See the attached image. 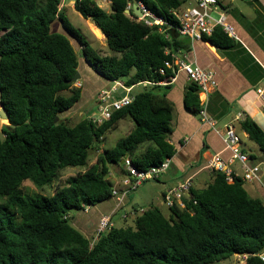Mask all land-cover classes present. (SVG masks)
Listing matches in <instances>:
<instances>
[{
  "label": "trees",
  "instance_id": "16d2710c",
  "mask_svg": "<svg viewBox=\"0 0 264 264\" xmlns=\"http://www.w3.org/2000/svg\"><path fill=\"white\" fill-rule=\"evenodd\" d=\"M109 1L107 12L96 0H74L75 10L106 36L109 53L102 54L81 38L61 8L63 0H0V104L9 115L0 132V264H213L245 254V264H264L258 257L264 251V201L251 197L242 179L230 183L221 172L213 171L204 189L192 188L185 208L169 209V217L151 206L136 216L134 228L114 227L96 239L73 225L71 213L82 212L83 204L112 199L111 166L128 159L148 170L175 154L174 105L157 89H170L159 84L172 75L165 62L189 49L174 15L187 0ZM135 2L172 29L161 33L159 26L127 15ZM56 21L79 41L81 57L99 76L129 88L150 84L110 119L98 123L87 117L69 125L60 115L82 98V87L70 84L80 57L67 35L52 32ZM205 40L220 49L235 43L221 27ZM184 103L199 114L196 84L191 82ZM126 118L134 122L130 133L114 147L101 148ZM240 127L264 153V128L249 117ZM93 151L99 154L89 165ZM70 167L86 170L51 196L25 193L24 182L44 188Z\"/></svg>",
  "mask_w": 264,
  "mask_h": 264
},
{
  "label": "crops",
  "instance_id": "0c3cea01",
  "mask_svg": "<svg viewBox=\"0 0 264 264\" xmlns=\"http://www.w3.org/2000/svg\"><path fill=\"white\" fill-rule=\"evenodd\" d=\"M188 5L189 3L187 2L182 9L188 7ZM61 8L65 9L64 6ZM217 8L218 10H215L212 16L217 19L220 10L226 13L227 19L234 27L237 36L234 39V45L227 49H220L212 45L208 40L193 42L189 39L181 38L189 42V49L178 51L174 54L173 58L186 57L187 60L195 63L201 69L212 71L215 74L217 88L213 89L206 96L200 97L199 95V97L200 102H204L207 114L217 121L219 133L208 126H204L200 122L199 114H193L186 109L184 97L191 82L184 73H178L175 81L170 84H161L162 87L170 85V89L160 88L157 90L160 94H167V98L174 105L171 124L173 132L170 136V143L175 148V154L171 158L169 168L152 185L155 192L149 199L145 194L138 193L137 189L136 196H133L134 200L131 199L133 193L125 196L121 195L120 200L112 197L117 202L114 209L101 212L95 211L92 217L80 221L73 220V225L87 238H96L98 221L103 215L110 216L113 221V216L117 214L119 209L125 206L128 209L127 211H129L126 214L134 218L141 214L140 204L144 203H151L149 207L157 206L163 212L162 208L167 207L163 200L164 193L169 188L176 187L187 179L192 178L193 189H204L213 179V171L208 168L211 158L219 154L227 161L231 156L230 151L226 149L223 134L225 126L236 121L238 114H244L245 118L249 117L253 119L264 128V112L256 92L259 87L264 85V0H218ZM58 23L61 25L60 22ZM54 25L55 23L52 26ZM54 28L57 29L52 32L66 35L62 25L61 27L55 25ZM93 28L92 34L97 35L95 30H98L102 34L95 25ZM102 36H104L107 45L106 36L103 34ZM80 47L82 50L81 45ZM93 47L95 48V46ZM82 59L86 66L90 68V72L95 74L96 72L87 64L86 60ZM79 73L82 78L80 66ZM103 80L111 83L113 86V82L105 78ZM79 83L80 87H82L80 102L88 93H90L91 97L95 96L97 98L98 93L105 86L99 85L91 94V91L85 92L87 89L84 84L80 81ZM132 89L130 93H127L128 95H133ZM122 94H126V92L120 91L117 97H120ZM241 122L237 121L233 124L237 134L242 139L243 151L250 157L253 164L262 166L260 179L253 182H244V188L251 197L264 201V153L255 143L248 139L247 134L240 127ZM123 165L121 164L120 167L113 165V168L111 167V171L114 170L116 172V175H114L116 177L114 188L119 191L123 188L121 180L124 176L122 173L126 170ZM229 167L239 177L242 176L243 172L240 163L235 162ZM94 207L92 206L91 208Z\"/></svg>",
  "mask_w": 264,
  "mask_h": 264
},
{
  "label": "built area",
  "instance_id": "2783aa9c",
  "mask_svg": "<svg viewBox=\"0 0 264 264\" xmlns=\"http://www.w3.org/2000/svg\"><path fill=\"white\" fill-rule=\"evenodd\" d=\"M187 2L189 3L188 7L174 12V15L179 21L177 31L181 37L187 38L193 42H200L204 41L205 38L212 36L216 27H221L223 32L230 38H237L235 29L229 23L227 15L224 11L220 10V14L217 19L212 16V13L215 10H218V0H187ZM134 4H137V6L143 12V17L141 18L135 15L138 21H143L150 27L154 25L159 26V31L161 33H166L167 30L172 29L170 26L167 27V29H164L163 26L165 25V21L162 18L155 16L143 4V2L130 3L128 9L132 10ZM165 67L171 70L172 75L159 84H170L175 81L178 73H184L190 82L197 85L199 88L200 97L206 96L213 89L217 88L215 74L212 71L201 69L195 63L187 60L186 57H175L172 61L165 62ZM160 72L162 75L165 74L164 69H161ZM148 84L150 83H141L142 86H147ZM131 88L126 87L123 81H115L109 90H101L96 98L99 106V118L95 121L101 123L102 121L108 120L111 118L114 111H118L130 105L133 101V95H128L127 93H130ZM120 91H125V96L115 97V94L117 95ZM256 92L264 112V85L259 87ZM201 106L202 108L199 112L200 122L204 126H208L219 133L217 129V121L207 114L203 101H201ZM236 118L237 119L234 122L243 121L245 116L244 114L240 113ZM233 123L227 124L225 126V131L223 134L226 149H228L231 153L230 158L226 161L221 155L216 154L211 158L208 168L211 171L223 173L226 176L227 181L231 183L233 182L234 177L239 176L235 174L234 170L229 166L235 162H238L240 163L243 172L242 176L239 178L242 179L243 182H253L259 180L262 166L259 164H253L250 157L243 151L242 139L237 134ZM170 162L171 158H167L161 165L157 167H151L148 170H139L132 165L130 160L125 159L124 167L126 169L125 171L127 172V175L121 180L123 188L121 191L113 188V197L120 200L121 195H128L149 181L159 180L169 168ZM192 186L193 180L190 178L179 183L176 187L169 188L163 195L165 205L169 209L173 207L184 209L185 199L190 197ZM82 206V212L84 213L89 212L91 209V206L88 204H83ZM142 212L140 211V213ZM127 217L128 214H125L123 219H127ZM112 228H114V223L111 217L103 215L98 221L96 238L103 233H107ZM238 256L243 258L244 262H246L248 258L247 254ZM258 257L264 263V251L259 253Z\"/></svg>",
  "mask_w": 264,
  "mask_h": 264
},
{
  "label": "rangeland",
  "instance_id": "374dc122",
  "mask_svg": "<svg viewBox=\"0 0 264 264\" xmlns=\"http://www.w3.org/2000/svg\"><path fill=\"white\" fill-rule=\"evenodd\" d=\"M98 4L107 12L111 11L110 8V2L109 0H96ZM74 0H64L62 3L61 7H65V12L68 18L70 19L71 23L79 30L81 38L84 39V41H87L90 43L92 46H95L97 50H99L102 54H108V48L106 45V40L102 34L99 33L98 30H95V33L98 35L95 36V34H92L91 31H94V24L90 19H85L84 17L81 16L80 13H78L74 6H73ZM59 21L55 22V25H58L61 27V25L58 23ZM52 26V31H56L55 27ZM66 35L70 38L73 46L75 47L76 51L79 54V57H81L80 52H81V47L79 44V41L76 40L75 38L69 36L67 33ZM95 37H94V36ZM100 35V36H99ZM94 38V39H93ZM96 38V39H95ZM94 40V41H93ZM79 66L82 74V78H80V82L85 85V92H90L92 94V91L97 88L99 85H105L104 89L109 90L112 86L111 83L106 82L103 80L101 76H98V74H94L90 72V68L86 66L82 58H79ZM91 73V74H89ZM79 81L75 84L77 87H79ZM103 89V90H104ZM145 89L144 86L142 85H137L134 86L132 89V94L136 95L140 92H142ZM115 97L117 95L115 94ZM93 117L94 120H98L99 118V106L96 100V97H91L90 93L86 94L83 100L78 102L73 108H71L69 111L63 113L60 115V118L63 120H67L69 125L74 126L77 123H79L82 119L87 118V117ZM9 123V122H8ZM7 121L2 120L0 117V132L1 128L4 125H8ZM134 127V122L130 118L123 119L119 122L118 128L110 133L107 134L106 139L104 143L102 144L101 148H112L116 145V143L127 136L132 128ZM99 152L93 151L91 152L90 158H89V165L93 164L96 160L97 155ZM113 168V166H111ZM86 170V168H67L63 171L60 172L59 177L52 183L50 186H46L44 188H38L35 186L32 182L26 181L23 183V188L26 194L28 195H33L35 193H40L46 196H51L54 194L55 190L57 189L58 186H62L66 179L72 176H76L79 173H83ZM116 172L113 170L111 171L110 174V180L115 183L116 177ZM156 181H149L145 184H143L140 188H138V193H143L148 197V199L151 197V195H154V188H152V185ZM133 191L130 194L131 199H133V196L135 197L137 192ZM134 200V199H133ZM133 205L135 204L134 201L132 202ZM149 204L151 203H144L140 204V210L144 211L147 208H149ZM117 205L116 200L112 199L103 203H100L96 205L94 208H91L88 213L84 212H78L74 211L71 213L73 220H83L87 219L89 217L94 216L95 211H107V210H112L115 208ZM163 213L165 216L169 217L170 216V210L168 207H163ZM127 207H123L122 209H119L117 214L113 216V223L115 224L116 228H127V227H135V218L133 216H130L128 214L127 219H123V215L126 213H129L127 211ZM74 224V222H73ZM77 228V227H76ZM78 229V228H77ZM79 230V229H78ZM213 264H245L244 259L239 257L238 255L232 256L229 259L222 260L220 262H216Z\"/></svg>",
  "mask_w": 264,
  "mask_h": 264
},
{
  "label": "water",
  "instance_id": "95a60500",
  "mask_svg": "<svg viewBox=\"0 0 264 264\" xmlns=\"http://www.w3.org/2000/svg\"><path fill=\"white\" fill-rule=\"evenodd\" d=\"M125 13L127 15H130V14H134L136 15L137 17H143V12L140 10V8L137 6V4H134L133 7H132V10H129L127 9L125 11ZM81 78V75L79 72L76 73L75 77L73 78V80L70 82V84L72 83H77ZM122 97L125 96V94H122L121 95ZM0 117L4 120H7L9 122V115H8V112L6 110V108L0 104ZM58 118H56V122H57ZM125 163V159L121 162V164H124Z\"/></svg>",
  "mask_w": 264,
  "mask_h": 264
}]
</instances>
